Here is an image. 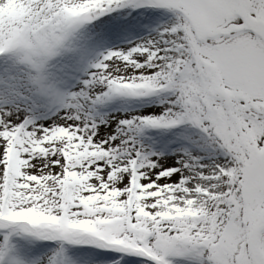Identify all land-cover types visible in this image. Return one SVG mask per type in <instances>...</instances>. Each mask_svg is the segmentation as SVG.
<instances>
[{
    "label": "snow or ice",
    "instance_id": "1",
    "mask_svg": "<svg viewBox=\"0 0 264 264\" xmlns=\"http://www.w3.org/2000/svg\"><path fill=\"white\" fill-rule=\"evenodd\" d=\"M0 264H264V0H0Z\"/></svg>",
    "mask_w": 264,
    "mask_h": 264
}]
</instances>
